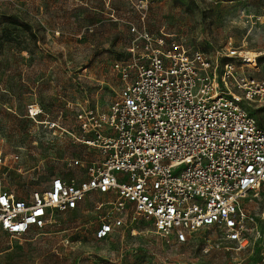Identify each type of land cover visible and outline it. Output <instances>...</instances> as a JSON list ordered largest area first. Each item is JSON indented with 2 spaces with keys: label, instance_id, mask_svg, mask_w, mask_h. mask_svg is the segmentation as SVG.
Here are the masks:
<instances>
[{
  "label": "built area",
  "instance_id": "obj_1",
  "mask_svg": "<svg viewBox=\"0 0 264 264\" xmlns=\"http://www.w3.org/2000/svg\"><path fill=\"white\" fill-rule=\"evenodd\" d=\"M128 30L111 64L118 96L107 111H78L72 133L102 157L70 159L28 196L6 188L0 173V230L20 236L43 228L54 212L97 192L106 199L95 204L102 208L96 239L125 229L136 235L142 220L167 243L212 227L237 249L249 248L262 237L264 218V210L257 218L249 207L264 190V75H252L259 74L258 56L249 61L229 46L212 57L170 34L132 24ZM4 160L0 152V170ZM245 264H264V248Z\"/></svg>",
  "mask_w": 264,
  "mask_h": 264
},
{
  "label": "rangeland",
  "instance_id": "obj_2",
  "mask_svg": "<svg viewBox=\"0 0 264 264\" xmlns=\"http://www.w3.org/2000/svg\"><path fill=\"white\" fill-rule=\"evenodd\" d=\"M130 24L170 34L212 57L229 46L256 51L259 74L252 75H264V0H0V173L6 188L28 196L46 188L70 159L102 157L72 133L78 111H107L118 96L111 64L131 36ZM30 104L40 113L30 115ZM66 172L84 176L80 167ZM105 199L92 192L78 207L54 212L47 226L20 236L0 230V264H245L264 248V218L258 220L262 237L244 249L212 227L184 243H167L142 220L136 235L125 229L96 239L102 208L95 204ZM249 205L258 218L264 190Z\"/></svg>",
  "mask_w": 264,
  "mask_h": 264
},
{
  "label": "bare ground",
  "instance_id": "obj_3",
  "mask_svg": "<svg viewBox=\"0 0 264 264\" xmlns=\"http://www.w3.org/2000/svg\"><path fill=\"white\" fill-rule=\"evenodd\" d=\"M241 54H243V55H245V57H248V60L249 61H252V60H255V56H258L259 55V53L258 52H256V51H253V50H243V51H241L240 52ZM38 111V107H33L32 109H31V113H32V116L33 115H36V114H34V112L36 113ZM53 126V125H52Z\"/></svg>",
  "mask_w": 264,
  "mask_h": 264
}]
</instances>
